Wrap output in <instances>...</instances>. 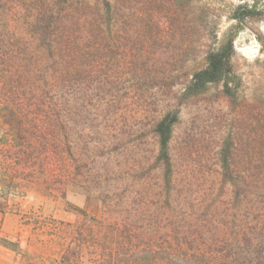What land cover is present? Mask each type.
Here are the masks:
<instances>
[{
    "label": "trees",
    "instance_id": "16d2710c",
    "mask_svg": "<svg viewBox=\"0 0 264 264\" xmlns=\"http://www.w3.org/2000/svg\"><path fill=\"white\" fill-rule=\"evenodd\" d=\"M130 1L142 6L119 15L117 36L111 0H0V245L21 251L2 221L29 194L75 193L98 200L100 214L82 209L71 222L31 212L37 251L26 264H264L263 102L243 104L215 160L193 139L174 152L178 110L152 128L156 149L114 142L111 150L94 137L92 122L115 112L127 82L134 95L177 96L170 64L154 57L158 17L183 33L190 22L163 0L123 7ZM243 8L237 19L254 12ZM131 21L133 45L124 35ZM232 52V41L210 50L181 83V100L221 83L232 96Z\"/></svg>",
    "mask_w": 264,
    "mask_h": 264
},
{
    "label": "rangeland",
    "instance_id": "374dc122",
    "mask_svg": "<svg viewBox=\"0 0 264 264\" xmlns=\"http://www.w3.org/2000/svg\"><path fill=\"white\" fill-rule=\"evenodd\" d=\"M115 11L114 32L122 36V18L119 15L135 14L142 3L129 2L123 7V0H111ZM174 12H183L190 22L185 33L176 30L164 17L159 16V49L154 57L170 64L171 75L177 80L176 94L162 88L145 89L134 95L129 82L120 90L124 99L107 119L99 118L92 122L97 130L96 140L104 142L113 149L114 142L132 150L137 144L156 149V138L152 128L167 112L178 110L172 147L178 153L188 139L205 146L204 157L216 156L218 142L230 130L231 122L241 119V108L245 103H264V0H163ZM253 7V14L242 19L246 8ZM125 32L128 44L133 45L140 39L133 22ZM232 41V65L234 78L231 82L233 95L224 93V85L208 87L203 93L181 100L183 82L197 69L207 64L210 50L226 46ZM149 42V41H148ZM130 57V56H128ZM180 83V84H179ZM181 100V101H180ZM80 122L81 132L83 125ZM83 130V131H82ZM1 131V119H0ZM145 134H148L144 137ZM80 138V146L83 144ZM149 143V144H148ZM140 147V146H139ZM126 150V149H125ZM114 154V153H112ZM196 154V153H195ZM215 160V159H214ZM89 214H100L101 203L81 194L70 193L65 200L54 201L34 193L21 201L20 211L5 215L2 230L5 237L20 242L21 251H13L0 245V264H26L35 260L36 246L31 245L36 238L33 225L26 224L31 212L45 217L74 222L79 210ZM43 237H46L43 235Z\"/></svg>",
    "mask_w": 264,
    "mask_h": 264
}]
</instances>
